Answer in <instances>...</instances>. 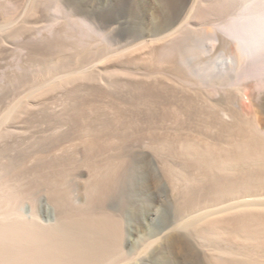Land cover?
<instances>
[{
  "label": "bare ground",
  "instance_id": "6f19581e",
  "mask_svg": "<svg viewBox=\"0 0 264 264\" xmlns=\"http://www.w3.org/2000/svg\"><path fill=\"white\" fill-rule=\"evenodd\" d=\"M237 3L201 0L191 19L189 8L119 43L151 44L152 68L138 74L112 54L88 70L112 42L61 0H32L25 16L18 0H0V264L127 260L122 221L107 203L138 221L142 209L159 212L155 198L141 202L154 175L143 148L175 212L193 209L166 229L192 238L198 264H264V0ZM83 167L86 203L75 206ZM39 192L56 207L49 224L20 211ZM166 258L154 251L140 264Z\"/></svg>",
  "mask_w": 264,
  "mask_h": 264
},
{
  "label": "rangeland",
  "instance_id": "374dc122",
  "mask_svg": "<svg viewBox=\"0 0 264 264\" xmlns=\"http://www.w3.org/2000/svg\"><path fill=\"white\" fill-rule=\"evenodd\" d=\"M243 1L245 2V0H237V4L240 5ZM31 2L32 0H18L19 13L25 16L30 9ZM61 2L63 3L64 8L70 11L71 14L86 17L94 28L103 30V36L106 37L108 41L112 42V48H114L112 49V52L106 56L103 55L104 59L101 57L100 60L99 58H96L89 61L86 64L88 70H98L109 58L110 54H112V58L117 56L122 60H132L134 69L138 74L145 69L144 72L152 68V65L150 64L151 57L149 55L151 44L144 46L143 48L142 44L144 45L145 43H142L138 44L139 46H131V48L129 47L126 50H115L116 46L119 45V43H124L125 39H134L142 34L162 29L177 20L190 8L189 20L199 8L198 5L201 4V0H61ZM38 15L39 20L44 22V16H42L41 13H38ZM203 22H198V25H202L203 27V24L206 25V23ZM55 27L57 28V26ZM70 32H75L77 34L78 30L74 28L70 30ZM62 56L63 54H59L55 56L54 59L58 60ZM100 82L103 83V80ZM56 107H59V105ZM142 155L154 165V175L150 179L148 178L149 180L146 186V190L148 191L146 192L148 194L146 193L147 196L145 198L141 197V202H143L142 205L144 208H147L148 204L152 203L155 198V200H158L159 202V212L155 215L152 213V209H142V215L138 221L132 209H128L127 207L118 209L117 207H114L111 201L107 203V210L109 209V211L120 218L124 229L123 240L127 260H123V263L121 264H140L143 259L149 257L150 253H153L154 251L156 254L160 253L161 257H167L166 259L170 264H198L197 259L201 257V249L193 243L192 238L188 236L187 239V235L181 230L171 229L169 231V229H166L177 224L181 218L193 209L182 213L175 212L174 206L176 197L171 192L167 179L164 178V176L162 177L163 174H161L160 166L157 163L154 154L147 148H143ZM87 176L88 172L83 167L82 172L76 174V177L74 176L72 180V192L70 195L71 201L75 206L86 203L84 182L87 179ZM153 194L156 195L154 196ZM146 199L149 202H146ZM55 210L56 207L47 200L44 192H39L34 202L23 200L20 203L21 213L26 217H31L32 215L35 217V215H37V218H35L41 224H49L52 222L57 212ZM140 225H143V227H140ZM144 226L146 228H144ZM154 237H156V239ZM154 240L156 241L154 242ZM143 244L145 246H143ZM140 248L143 250H140Z\"/></svg>",
  "mask_w": 264,
  "mask_h": 264
}]
</instances>
